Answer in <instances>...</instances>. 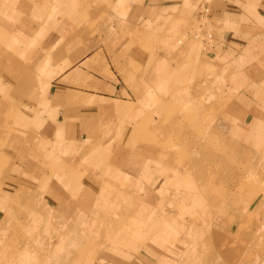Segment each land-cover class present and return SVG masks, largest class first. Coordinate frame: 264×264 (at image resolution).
<instances>
[{"label": "rangeland", "instance_id": "rangeland-1", "mask_svg": "<svg viewBox=\"0 0 264 264\" xmlns=\"http://www.w3.org/2000/svg\"><path fill=\"white\" fill-rule=\"evenodd\" d=\"M19 1L0 0V75L6 81L15 74L25 77L29 67L34 71L41 47L21 29L27 15L13 11ZM200 1L181 6L183 12L166 23L142 25L137 38L126 35L131 26L114 18L119 7L84 0L87 13L69 28L73 34L61 39L84 50L104 47L97 66L105 71H89L121 85L124 81L130 107L121 111L116 133L110 128L96 138L100 147L91 161L70 158L76 165L61 170L58 161L66 155L55 160L47 154L41 132V186L0 202V264H120L116 261L124 256L153 248L164 252L158 264H264V25L252 39L238 43L237 57L215 60L225 28L209 14L211 0ZM107 30L125 34L120 40L125 37L124 50L131 54L121 58L131 64L124 80ZM53 57L36 73L41 78L56 70ZM168 67L174 76L167 77L171 82L162 78L159 90L162 85L137 89L132 84L160 79ZM0 100L3 105L4 97ZM136 119L141 125L134 130ZM43 123L40 131H46ZM6 149L0 147L10 163L26 160V146L19 157ZM124 153L131 176L107 173L119 170ZM89 163L94 168L86 169L99 181L76 175ZM67 178L72 182L66 187Z\"/></svg>", "mask_w": 264, "mask_h": 264}, {"label": "crops", "instance_id": "crops-1", "mask_svg": "<svg viewBox=\"0 0 264 264\" xmlns=\"http://www.w3.org/2000/svg\"><path fill=\"white\" fill-rule=\"evenodd\" d=\"M25 1L27 2V0H20L13 11L27 15L23 18L21 29L24 34L30 37L31 43L32 38L39 39L38 43L41 47L37 48L38 56L34 60V71L32 67H29L24 71L27 73L25 77L15 74L16 78L8 79L9 82L3 80V75H0V99L3 97L5 99L3 105L0 100V147L3 150L6 147L7 153L11 157H19L20 150L25 146L28 148L26 160L23 162L10 163V159L0 151V202L6 201V198L10 199L15 192H22L24 188L41 186L44 177L40 175L42 169L39 160L41 161L42 154L37 149L39 148L37 141L40 139L41 132L44 140L48 141L47 154L53 155V159L59 157L57 154L66 155L65 159L58 161V167L61 170L60 166L71 167L80 160L82 162L91 161L89 160L91 154H95L97 148L100 147L94 144L97 141L96 138L102 131L107 133L110 128L115 129L114 133H116L122 125L119 121L121 111L130 107V103L126 101L125 94L128 90L124 81L121 85L117 79L106 80L99 76L101 74L92 75L89 71L91 68L98 72L105 71L104 67L97 66L101 63V53H103L104 47L84 50L80 45L73 47L72 42L61 39V35L66 32L73 34L72 29L69 28H73V25L81 22L80 14L87 13L84 0H53V2L50 0H41L40 2L29 0L36 5L24 4ZM97 1L100 2L99 4L103 1L112 4L114 8L119 7L118 14H115L114 18L120 20L121 23L124 22L127 27L131 26V31L126 35H136L138 38L139 28H143L144 25L149 26L150 23L154 24L153 27L166 23L172 14L183 12L181 6H192L195 1L200 0H94V3ZM209 2V5L213 7L209 14L212 13L214 21L219 22L225 28V31L222 32L224 41L218 46L220 52L215 53L214 58L215 60H232L233 57H237L240 41L252 39V36L262 32L264 0H211ZM22 4L23 8L20 6ZM123 4H126L124 10L121 9ZM57 25H62L65 29L60 32ZM142 25L143 27H141ZM113 27L115 28L117 25ZM56 29L59 31L58 34L54 33ZM107 33L108 37L113 39H111L110 47L117 46L115 67L117 66L119 75L124 80L125 76H129L127 70L131 64L130 61H126L127 58H121L123 54H131L128 50H124L127 45L125 37H123L124 40H120V37L125 34L121 35L120 30H107ZM45 51H47V55ZM54 53L55 61H53L52 67L56 66V70H50L46 76L49 78L43 79L36 73L46 68L49 63L47 60H53ZM112 54L114 53L112 52ZM165 70V75L160 79L154 78L150 82L143 80L144 83L143 81L141 83L132 81V84L137 85V89L145 86L149 88L153 84L156 89L158 85H162V78L170 81L171 77H167L174 76L171 74L173 73L171 67L165 68ZM153 71L156 72V66ZM162 87L164 85L159 86L158 90ZM7 119L11 120L8 122ZM43 120H45L43 124L46 126V131L39 129ZM137 121V119L134 120L130 128L136 130V127L141 125ZM8 124L13 125L14 130L10 131L7 127ZM121 129L123 131L125 128ZM35 134L36 137H34ZM52 141L54 151H52ZM55 141L59 142L60 152L58 153ZM127 156L124 153L122 157L124 160L120 162L121 167L118 166L119 170L115 169V171H107V173L114 175L116 172L117 174L124 172L127 177L131 176L133 170ZM70 158L80 159L76 163L70 164L68 161ZM159 158L161 159L160 156ZM89 164L80 165L75 172L78 173L76 175H86L91 183L99 181L92 177V169H86V167L94 168L93 164ZM70 169L73 170V168ZM161 169L163 167H160ZM7 175L8 177H6ZM64 182L67 187L71 185L72 180L67 178ZM91 188L88 190L91 191ZM49 193L53 194L51 191ZM53 195L56 197L55 194ZM152 251V253L141 251L140 260L135 254L130 257L124 256L123 260L116 262H120V264H158L160 261L162 263L164 252L155 248ZM160 254L162 255L160 256ZM112 264L114 263L112 262Z\"/></svg>", "mask_w": 264, "mask_h": 264}, {"label": "bare ground", "instance_id": "bare-ground-1", "mask_svg": "<svg viewBox=\"0 0 264 264\" xmlns=\"http://www.w3.org/2000/svg\"><path fill=\"white\" fill-rule=\"evenodd\" d=\"M195 39H199L197 35H196Z\"/></svg>", "mask_w": 264, "mask_h": 264}]
</instances>
